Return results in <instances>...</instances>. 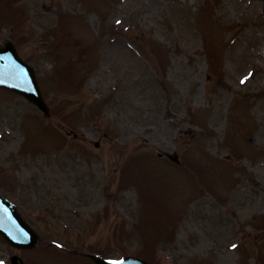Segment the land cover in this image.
I'll list each match as a JSON object with an SVG mask.
<instances>
[{"label": "rangeland", "instance_id": "rangeland-1", "mask_svg": "<svg viewBox=\"0 0 264 264\" xmlns=\"http://www.w3.org/2000/svg\"><path fill=\"white\" fill-rule=\"evenodd\" d=\"M7 41L50 116L0 90V194L40 235L32 250L0 237V264H94L50 241L152 264H264L259 0H0Z\"/></svg>", "mask_w": 264, "mask_h": 264}, {"label": "water", "instance_id": "water-1", "mask_svg": "<svg viewBox=\"0 0 264 264\" xmlns=\"http://www.w3.org/2000/svg\"><path fill=\"white\" fill-rule=\"evenodd\" d=\"M264 4V0H263ZM0 88L8 89L25 97L45 115L48 109L42 100L35 76L31 68L20 60L11 43L0 48ZM176 160L175 157L171 159ZM0 235L13 247L30 249L38 242V236L19 217L14 207L0 197ZM97 264H146L134 258L119 262H105L92 256ZM11 264H23L18 257L11 258Z\"/></svg>", "mask_w": 264, "mask_h": 264}, {"label": "bare ground", "instance_id": "bare-ground-1", "mask_svg": "<svg viewBox=\"0 0 264 264\" xmlns=\"http://www.w3.org/2000/svg\"><path fill=\"white\" fill-rule=\"evenodd\" d=\"M120 56L124 57V58H130V60L132 59V56L129 55L126 51H123V50H120Z\"/></svg>", "mask_w": 264, "mask_h": 264}, {"label": "snow or ice", "instance_id": "snow-or-ice-1", "mask_svg": "<svg viewBox=\"0 0 264 264\" xmlns=\"http://www.w3.org/2000/svg\"><path fill=\"white\" fill-rule=\"evenodd\" d=\"M117 23H119V21H117ZM241 83H244V81L242 80V81H241ZM235 247H236V246H235V245H233V248H235Z\"/></svg>", "mask_w": 264, "mask_h": 264}]
</instances>
